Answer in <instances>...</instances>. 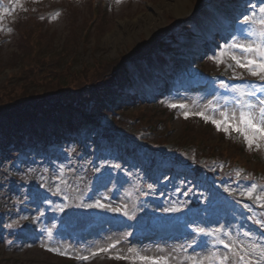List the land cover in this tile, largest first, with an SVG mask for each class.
<instances>
[{
  "label": "rangeland",
  "instance_id": "1",
  "mask_svg": "<svg viewBox=\"0 0 264 264\" xmlns=\"http://www.w3.org/2000/svg\"><path fill=\"white\" fill-rule=\"evenodd\" d=\"M222 1L0 0V99L22 97L24 89L40 91L59 72L63 61L66 69L69 64L80 69L95 59H120L134 83L140 82V77L152 76V66L161 68L167 56L164 48H168L185 57L179 63L175 85L167 92L161 86L164 94L153 95L147 104L126 107L118 126L132 123L136 129H145L147 123L155 124L160 137L157 140L175 147L189 146L192 158L199 149L196 159L203 152L211 161L210 169L215 170L214 176L203 169L197 173L189 169L191 163L180 162L176 165L179 172L162 173L150 166L152 162L145 153L122 162L126 144L118 140L106 143L107 147L97 152L92 141L80 143L86 148L80 152L79 146L69 144L64 155L52 163L48 160L49 164L38 170L18 163L20 181L6 188L5 197L1 196L4 187L0 188V203L7 202L0 213V264H148L135 259L137 256L166 257L168 264H193V259L226 251L215 237L198 232L200 228L206 232L222 228L236 244H264L260 239L264 229L255 223L264 218V208L240 195L252 183L264 186V142L259 148H249L242 134L225 132L199 115L185 116L186 112H204L221 119L222 111L238 112L232 85H262L246 69L230 67L234 65L230 57H224V63L216 57L234 37L241 41L253 39L243 31L249 25L242 20L254 10L258 13L264 0H232L230 4ZM217 20L228 21L226 37L217 39L213 29L206 32ZM204 31L212 35L199 37ZM31 34L33 44L29 42ZM87 73L89 76L93 71ZM236 73L242 75L238 77ZM179 74L190 75L188 83L180 87L177 84L186 78ZM153 75L151 79L158 80L159 76ZM227 77L244 82L230 85ZM201 78H209L208 88L191 90L192 79ZM221 81L229 87H222ZM63 94L55 96L53 104L49 98L35 94L31 98L33 105L25 110L33 112L36 106L33 113L52 114L58 102L65 99ZM236 160L246 168L234 166ZM143 163L150 168L149 176L140 166ZM42 169L46 170L44 174H40ZM91 170L92 187L77 204L80 188ZM33 173L34 178L38 177L36 182H41V191L38 187L31 192L26 189L33 184ZM146 179L149 181L144 182ZM22 198L28 205L20 202ZM192 201H200L197 209H192ZM97 202L105 207H97ZM213 203L216 205L211 207ZM76 208L86 211V219L79 217ZM188 212L196 213L194 219L179 225L178 217ZM207 216L211 219L208 226L203 222ZM158 217L163 221V230L156 239L129 243V236L145 230ZM101 220L105 224L96 228ZM245 232L252 235L245 236ZM112 244L114 248L109 247ZM81 256L89 258L82 260ZM204 264L209 262L204 260Z\"/></svg>",
  "mask_w": 264,
  "mask_h": 264
},
{
  "label": "trees",
  "instance_id": "2",
  "mask_svg": "<svg viewBox=\"0 0 264 264\" xmlns=\"http://www.w3.org/2000/svg\"><path fill=\"white\" fill-rule=\"evenodd\" d=\"M32 36L29 35L31 44L34 43ZM36 50L37 53L40 52ZM164 53L167 56L161 68L152 66V71L155 72H151L150 77H140V82L134 83L129 76V70L125 69L124 61L120 59L115 61L95 59V62L86 63L80 69H75L72 64L66 69V62L63 61L61 67H58L59 72L54 75L50 83L44 84L40 91L35 89V92H32L34 89H24L22 97L0 99V188H5H2V195L0 190V195L7 196L6 188L20 181L18 176L20 169H16L18 163L38 170L39 166L49 164L48 160L52 163L57 156L64 155L69 144L79 146V152L84 151L86 148L80 143L87 141H92L94 151L98 150L99 146L103 147L105 143L111 145L116 140L123 141L126 148L124 158H121L122 162L133 156L140 157L144 152L148 162H152L150 166L159 171L179 172L176 165L186 162L191 163L189 169L192 171L199 173V169H203L214 176L215 170L210 169L211 161L207 158L208 155L202 152V157L196 159L200 154L197 149L195 161L189 146L181 144L175 147L168 142L157 140L160 137L154 129L155 124L147 123L145 129H136L132 127V123H128V126L123 127L124 129L118 126L121 121L119 117L124 114L126 107L147 104L146 101L158 92L160 81L151 79L153 74H165L169 68L179 69V62L174 57L176 53H172L168 48H164ZM88 71L93 73L88 76ZM24 77L27 79V76ZM24 77H21L23 82H25ZM35 94L49 98L51 104L56 101L55 96L61 94L66 100L58 102L59 106L52 114L33 113L36 106L33 112L28 113L29 110L25 108L33 105L31 103H34V100L31 98L35 97ZM138 164L140 163L135 165ZM233 165L237 168H246L240 160L233 162ZM140 166H143L148 176L151 174L149 166H145L144 163ZM41 171L43 172L40 174H44L46 170ZM34 175L35 173L31 177L33 184L26 186L29 191H33L35 186L41 187V182H36L38 177L34 178ZM243 179L247 178L243 177ZM87 185L88 180L82 188ZM20 202L25 201L22 198ZM193 202L195 201L191 204ZM6 203H0L1 214Z\"/></svg>",
  "mask_w": 264,
  "mask_h": 264
},
{
  "label": "snow or ice",
  "instance_id": "3",
  "mask_svg": "<svg viewBox=\"0 0 264 264\" xmlns=\"http://www.w3.org/2000/svg\"><path fill=\"white\" fill-rule=\"evenodd\" d=\"M255 7V6H254ZM243 24L249 25V28L244 29L247 35L253 37L251 40L241 41L235 37L232 43L226 46V49L220 52L219 57H216L219 63H224V57H230L234 65L230 67L246 69L247 72L255 77H258L260 81H264V4L259 6L257 11H252L249 15H245L242 20ZM234 49H239L237 54ZM239 77L241 73H236ZM221 86L228 88L229 85L224 81H221ZM231 91L236 93L233 97L237 110H233L231 114L227 111L220 113L221 119H215L212 116L205 115L204 112L197 113H185L188 115H199L205 120H211L217 128H221L225 132L234 130L237 133L243 135L249 148L256 146L259 148L261 142H264V96L257 93L264 94V84L262 85H239L234 84L231 86ZM250 98H255L250 99ZM172 107H177L173 104ZM179 107H185L179 105ZM239 176V173H237ZM151 187V186H149ZM59 192V188L57 189ZM241 196H248L249 199L254 200L260 207L264 208V186L252 183L246 190L241 191ZM67 198V197H65ZM91 206V205H90ZM97 207H105V205L97 202ZM245 208L251 211L248 204H244ZM113 211H120V209H112ZM127 214V213H125ZM255 223L264 229V218L255 220ZM198 232L206 235H211L216 238V242L223 245L226 249L224 252H213L209 256L204 257L202 260L193 259V264H204V260H207L209 264H264V244L251 243L245 245L244 243L236 244L233 242L231 236L224 232L222 228H216L208 230L200 228ZM245 236H251L250 232H245ZM222 237H227L224 239ZM264 241V237L260 238ZM118 243V241H117ZM109 247L114 248L115 244ZM52 251L60 252L62 255H66V252H61L60 249H51ZM100 252H107L108 249H99ZM96 255V253H92ZM255 257V259H253ZM89 257L81 256L80 259L87 260ZM118 259H129V257H117ZM135 259L148 262V264H168L166 257H147L137 256Z\"/></svg>",
  "mask_w": 264,
  "mask_h": 264
}]
</instances>
